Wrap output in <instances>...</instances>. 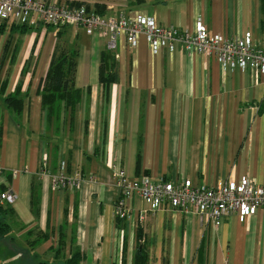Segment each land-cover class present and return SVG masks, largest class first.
<instances>
[{"label": "crops", "instance_id": "obj_1", "mask_svg": "<svg viewBox=\"0 0 264 264\" xmlns=\"http://www.w3.org/2000/svg\"><path fill=\"white\" fill-rule=\"evenodd\" d=\"M84 3L105 17H148L156 26L193 31L201 18L209 36L252 39L264 48V0H46ZM99 6V9L97 8ZM75 7V6H74ZM0 38V264H264V209L231 214L220 226L194 211L154 209L143 200L118 218L116 170L131 179L190 180L215 187L245 179L264 186V72L225 70L214 57L152 47L124 36L114 49L99 34L68 27L61 43L77 46L73 107L52 116L41 81L58 45L53 27L5 22ZM27 26L28 30L11 29ZM22 33V34H21ZM1 35V34H0ZM110 53L117 81L101 82ZM15 98L20 111L7 105ZM80 174L79 189L56 190L52 177Z\"/></svg>", "mask_w": 264, "mask_h": 264}, {"label": "built area", "instance_id": "obj_2", "mask_svg": "<svg viewBox=\"0 0 264 264\" xmlns=\"http://www.w3.org/2000/svg\"><path fill=\"white\" fill-rule=\"evenodd\" d=\"M5 22L32 27L45 24L53 28H84L89 36L99 34L106 38L110 49L115 48L121 36L125 37L129 47L135 46L139 36H145L155 49L157 43L162 41L171 50L182 47L188 54L217 58L225 70L239 68L264 72V48H259L250 38L238 40L209 36L201 18L196 20L193 31H184L174 27H158L148 17L133 20L125 16L105 17L87 6H60L46 0H0V23ZM114 181L121 192L116 204L118 218L127 217L128 204L136 199L149 202L154 209H192L201 219L207 217L215 226H220L228 215L250 217L264 209V186H258L250 179L240 184L231 181L205 188L196 187L190 180L153 181L147 177L134 180L124 169H118ZM52 184L56 190L79 189L82 176H67L62 172L52 177ZM0 201L12 205L16 196L5 192L0 195Z\"/></svg>", "mask_w": 264, "mask_h": 264}, {"label": "trees", "instance_id": "obj_3", "mask_svg": "<svg viewBox=\"0 0 264 264\" xmlns=\"http://www.w3.org/2000/svg\"><path fill=\"white\" fill-rule=\"evenodd\" d=\"M81 7L88 5L84 3H73L72 7ZM99 9V6H97ZM96 12L97 9H96ZM99 13V12H98ZM12 30L17 29L21 30L22 33L28 30L27 26H12ZM65 28H54L56 31L57 38L59 40L58 45L56 47L55 53L52 57L49 71L46 77L41 81V89L43 90V102L45 107L49 111V115L52 116L55 109H59V104L62 102H66L69 106H74L79 101V97H75L72 95V86L74 85V75L77 66V58H78V49L74 45H70L69 47H75L70 49H65L66 44L61 43V35L62 31ZM6 31V24H0V34H4ZM21 33V34H22ZM61 48H64L61 50ZM116 66L114 57L110 53L102 54V64H101V73L100 79L101 82L104 83H114L117 81L116 75L111 72L107 75H104V69L106 67H110L113 70ZM7 105L19 112L20 107L17 106V100L15 98H8ZM3 211V206L0 205V212ZM6 228L8 225H5L0 219V236H4L6 232ZM82 258L79 255L72 256V258L68 261V264H80V260ZM125 264V263H124ZM133 264H149V258L146 251L142 249H138L135 252Z\"/></svg>", "mask_w": 264, "mask_h": 264}, {"label": "rangeland", "instance_id": "obj_4", "mask_svg": "<svg viewBox=\"0 0 264 264\" xmlns=\"http://www.w3.org/2000/svg\"><path fill=\"white\" fill-rule=\"evenodd\" d=\"M1 36L2 35H0V38H1ZM67 46H65L66 48L65 49H70V48H75V47H77V46H73V47H69L71 44L70 43H68V44H66ZM64 48H61V50H63ZM1 59H3V58H1ZM0 59V66H2L3 64H2V60ZM125 263V261H123V259H122V261H121V264H124Z\"/></svg>", "mask_w": 264, "mask_h": 264}]
</instances>
